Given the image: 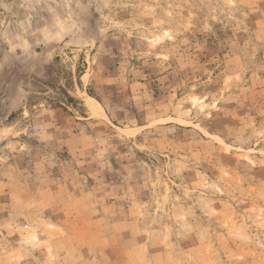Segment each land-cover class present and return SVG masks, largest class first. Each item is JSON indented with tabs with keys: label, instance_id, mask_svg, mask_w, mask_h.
Returning a JSON list of instances; mask_svg holds the SVG:
<instances>
[{
	"label": "rangeland",
	"instance_id": "1",
	"mask_svg": "<svg viewBox=\"0 0 264 264\" xmlns=\"http://www.w3.org/2000/svg\"><path fill=\"white\" fill-rule=\"evenodd\" d=\"M0 264H264V0H0Z\"/></svg>",
	"mask_w": 264,
	"mask_h": 264
},
{
	"label": "bare ground",
	"instance_id": "2",
	"mask_svg": "<svg viewBox=\"0 0 264 264\" xmlns=\"http://www.w3.org/2000/svg\"><path fill=\"white\" fill-rule=\"evenodd\" d=\"M90 102L93 103L95 102L92 98H89ZM96 113H98L99 115H105V113L102 111V109L100 108V105L96 102ZM104 117V116H103Z\"/></svg>",
	"mask_w": 264,
	"mask_h": 264
}]
</instances>
